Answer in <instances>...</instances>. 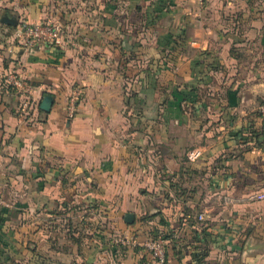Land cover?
I'll return each mask as SVG.
<instances>
[{
  "label": "crops",
  "instance_id": "crops-1",
  "mask_svg": "<svg viewBox=\"0 0 264 264\" xmlns=\"http://www.w3.org/2000/svg\"><path fill=\"white\" fill-rule=\"evenodd\" d=\"M263 102L264 0H0V264H264Z\"/></svg>",
  "mask_w": 264,
  "mask_h": 264
},
{
  "label": "built area",
  "instance_id": "built-area-1",
  "mask_svg": "<svg viewBox=\"0 0 264 264\" xmlns=\"http://www.w3.org/2000/svg\"><path fill=\"white\" fill-rule=\"evenodd\" d=\"M203 3L205 0H198ZM61 23L53 20H45L39 23H25L13 34L15 48L21 49H40L47 46L62 45L65 42L66 34ZM6 84L12 87L21 97L25 108L31 107L34 103L32 100L33 87L27 78L23 77L19 72L10 71L6 75ZM84 91L81 87H76L69 96L67 110L71 117L76 114V111L83 100ZM260 115L264 118V102L258 107ZM200 156L199 151L193 150L189 153V158L192 160ZM258 200L264 199V193L253 196ZM199 219L203 220L204 215L200 214ZM116 242L123 245L132 244L133 246L141 245L155 259L158 264H165L168 260V240L164 237L146 239L139 242L134 239H126L117 237Z\"/></svg>",
  "mask_w": 264,
  "mask_h": 264
},
{
  "label": "water",
  "instance_id": "water-1",
  "mask_svg": "<svg viewBox=\"0 0 264 264\" xmlns=\"http://www.w3.org/2000/svg\"><path fill=\"white\" fill-rule=\"evenodd\" d=\"M1 21L8 25H17V20L10 16H3ZM52 104V96H46L43 103L42 109L48 111ZM125 220L127 223H133L135 221V215L133 213H127L125 216Z\"/></svg>",
  "mask_w": 264,
  "mask_h": 264
},
{
  "label": "trees",
  "instance_id": "trees-1",
  "mask_svg": "<svg viewBox=\"0 0 264 264\" xmlns=\"http://www.w3.org/2000/svg\"><path fill=\"white\" fill-rule=\"evenodd\" d=\"M161 237H164L165 239H167V240H168V245H169V243L171 242V241H170V236H169V235H161ZM154 238H155V237H154ZM168 260H169V258H168ZM168 260H167V262H166L165 264L168 263Z\"/></svg>",
  "mask_w": 264,
  "mask_h": 264
}]
</instances>
